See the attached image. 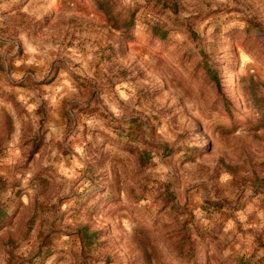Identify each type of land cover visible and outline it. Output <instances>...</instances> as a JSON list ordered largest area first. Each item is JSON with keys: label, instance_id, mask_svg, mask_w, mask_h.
<instances>
[{"label": "rangeland", "instance_id": "1", "mask_svg": "<svg viewBox=\"0 0 264 264\" xmlns=\"http://www.w3.org/2000/svg\"><path fill=\"white\" fill-rule=\"evenodd\" d=\"M0 264H264V0H0Z\"/></svg>", "mask_w": 264, "mask_h": 264}, {"label": "trees", "instance_id": "2", "mask_svg": "<svg viewBox=\"0 0 264 264\" xmlns=\"http://www.w3.org/2000/svg\"><path fill=\"white\" fill-rule=\"evenodd\" d=\"M161 38H163V36ZM209 74H211V71L209 72Z\"/></svg>", "mask_w": 264, "mask_h": 264}]
</instances>
